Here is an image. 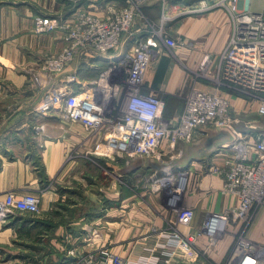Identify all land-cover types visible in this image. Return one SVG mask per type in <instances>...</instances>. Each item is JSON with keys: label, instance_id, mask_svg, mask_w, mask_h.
<instances>
[{"label": "crops", "instance_id": "0c3cea01", "mask_svg": "<svg viewBox=\"0 0 264 264\" xmlns=\"http://www.w3.org/2000/svg\"><path fill=\"white\" fill-rule=\"evenodd\" d=\"M176 1L165 8V13L176 16V20L187 16L183 13H191L184 27L186 40L175 47L161 43L155 49L144 87L146 92L159 93L164 100L162 116L170 124L179 121L184 109L183 101L174 102L175 96L192 85L215 88L199 81L192 84V73L181 63L195 68L204 54L220 53L233 26L228 12L214 2ZM182 2L183 11L171 14ZM40 5L44 10L33 0H0V198L8 191L33 192L40 196L41 210L14 213L7 222L0 223V264H21L19 258L25 257L21 247L39 250L36 228L39 232L55 230L58 238L51 247L54 251L61 248L62 235L72 231L71 246L78 252L105 247L133 261L155 264H164L165 259L170 264H227L235 237L242 232L258 249H264V205L249 225L244 221L229 223L217 238L202 228L210 212L239 201L237 194L224 191V178L218 170H223L227 160L233 158L235 151L228 145L238 138H245L252 145L264 130V122L251 119L233 128L201 126L191 140L179 141L173 149L164 141L161 160L139 155H101L103 129L65 119L62 104L46 113H40L35 106L50 87L73 89L74 82L83 87L94 81L101 69L123 53L132 52L135 38L122 37L115 49L98 57L76 59L54 77L40 73L41 82L36 83L33 75L40 72L39 56L58 53L65 45L60 32H34L35 15H55L49 12L56 7L54 3ZM86 6L98 15L104 13L102 6L88 2ZM189 7L192 9L187 10ZM143 10L160 17V0H149ZM143 27L141 23L136 25V37L143 33ZM168 53H177V57ZM69 75L74 76L71 83L67 82ZM229 113L232 114L231 109ZM232 116L238 123V113ZM4 155L15 156L9 159ZM21 155L37 165H27ZM168 175L173 176L175 184L185 175L181 205L195 213L187 225L177 221L175 212L167 206L166 189L158 185L159 179ZM42 213L61 221H41ZM173 231L193 234L194 242L188 249L174 246ZM7 244L10 249L4 248ZM52 257L51 263L66 264L63 251ZM68 258L75 264L74 256L68 254Z\"/></svg>", "mask_w": 264, "mask_h": 264}, {"label": "built area", "instance_id": "2783aa9c", "mask_svg": "<svg viewBox=\"0 0 264 264\" xmlns=\"http://www.w3.org/2000/svg\"><path fill=\"white\" fill-rule=\"evenodd\" d=\"M149 0H75L72 14L73 26L64 37V47L58 56L42 60L39 73L54 77L73 60L95 57L115 49L122 37H134L132 52L123 53L118 59L101 69L97 78L85 86L82 99L75 90L65 87L50 88L35 108L40 113L53 111L62 104L66 119L81 121L86 127L103 129L104 150L101 155L146 156L161 160L162 144L174 148L178 141H189L196 130L205 125L230 126L229 103L218 92L211 93L194 88L187 96L183 112L176 124L168 123L162 116L164 100L155 92L144 90L145 73L161 43L175 47L177 41L163 27L167 18L162 14L157 27L147 21L144 6ZM86 2L102 6L104 13L98 15L88 9ZM234 27L221 54L220 79L224 85L235 90L258 95L257 112L264 117V12H253L250 7L243 11L232 5ZM165 18V19H164ZM58 20V21H57ZM37 32H50L67 27L66 21L50 16H39L34 21ZM70 23V24H71ZM138 23L144 25L143 33L135 36ZM69 24V25H70ZM91 52V53H87ZM206 57V56H205ZM205 62V58L204 61ZM74 76H67V82ZM82 86V85H81ZM234 150L233 158L227 160L222 172L223 189L238 195V203L220 211L210 212L203 231L212 238L229 223L243 221L249 210L264 202V130L259 132L251 145L245 138H238L228 145ZM172 175L159 179L158 185L166 189L167 206L175 212L177 221L189 224L194 209L181 205L182 188L174 183ZM184 186V185H183ZM40 196L33 192L18 194L8 191L0 198V220L16 213H37ZM227 264H264V249L243 232L235 237ZM194 242L193 234L171 233V244L188 249ZM75 264H155L151 261H133L121 254L101 247L96 251L76 255ZM164 264H170L165 259Z\"/></svg>", "mask_w": 264, "mask_h": 264}, {"label": "rangeland", "instance_id": "374dc122", "mask_svg": "<svg viewBox=\"0 0 264 264\" xmlns=\"http://www.w3.org/2000/svg\"><path fill=\"white\" fill-rule=\"evenodd\" d=\"M33 1L36 5L40 6L41 10H44V7H42L40 4L45 5V4H49V3H52V4L54 3L56 5V7L54 9H51L52 11H49V12L54 13L55 15H44V14L40 15V14H38V15H35L34 21L39 16H50V17H53L56 19H63V21H66L67 27H64L62 29L57 28V29L52 30L50 32H60L62 34L63 39H64L67 30L73 26V22L71 23V18H72V14L75 11V8L77 6V4H75V0H33ZM188 2H189L188 0H184V3L187 4ZM204 2H206V4H208L210 2H214V4L217 7L224 8L228 12V14L231 18V22L233 25L232 30H233L234 23H235L234 19L238 18V13L234 14L231 10L232 5H236L237 10H240V11H243L246 7H250V9L253 12L254 11L255 12L256 11L257 12H264V0H205ZM176 3H177L176 0H171V1L170 0H160V4L162 6V13H161L160 17H156L154 14H152V15L146 14V18L150 24L157 27V25L160 24L162 14L164 13L165 18H167L165 20V22H161V23H163L164 30L170 34H173L172 37H174L176 39V41H177L176 45H178L179 42H184L186 40L187 29H184V27L187 25V23L189 21L188 15L190 16L191 13H189V12L183 13L182 15H187V16H184L182 18H178L179 20L178 19L176 20V18H177L176 16H171L170 14L167 15L165 13L166 12L165 8L167 7L169 9V7L172 4H176ZM184 3L183 2L180 3L179 6L177 8H175L170 13L173 14V13L178 12L179 9L185 8ZM188 9H192V7L187 8V10ZM182 11H183V9H182ZM42 12H44V11H42ZM192 15H194V14H192ZM33 30L37 34L49 33V32H42V33L37 32L35 30V23H33ZM172 30H174L175 32H171ZM176 30H177V32H176ZM231 34H232V31L230 33V36H231ZM64 42L69 45V42L65 41V39H64ZM227 42H226V44H227ZM225 47H226V45L224 46V48ZM223 49L220 52H222ZM58 54L59 53L41 54L38 58V66H37L38 70L40 69V65L42 64V60L45 57H47V56L56 57V56H58ZM168 54L175 55V56L177 55V53H168ZM221 54H223V53H206V54H204L202 60L199 62V64L195 68H193L194 66H190L189 64L187 65V63H184V62L181 63L189 72L192 73V84H194L196 81H199V82L205 83L208 86L215 87V88L214 89L213 88H204L201 86L200 87H198V86L194 87V85H192L190 88H187V90H185L181 94H178L177 96H175L174 102L180 103L183 101V103L185 105L186 98L190 94V92L194 88H200V89H203V90L211 92V93L218 92L219 94H221L223 97H225L227 99V101L229 103V109L232 110V114L229 113V116L231 117L230 126L232 128L238 124L239 125L240 124H247L248 120H251V119H256L258 121L264 122V117L259 115L257 112L258 104L260 102L258 95L254 96L251 93H247L245 91H240V90H235L234 87L223 84L222 80L220 79L221 75L219 74V67L221 64V60H220ZM153 55H152V57H153ZM205 56H207V60L203 63ZM73 61H75V60H73ZM36 74L37 73L35 72L33 76H35ZM34 82L40 83L41 78L39 80L34 79ZM74 83L76 84L77 82H74ZM75 84H73V86H72L73 90H75L76 93H83L84 94L86 91V89H85L86 87L85 86L81 87V85L77 86ZM77 84H79V83H77ZM145 86H146V82H145ZM50 88H53V87H50ZM49 89L47 91H49ZM46 92H44L43 97L45 96ZM157 94L159 95V93H157ZM37 105L35 106V108L37 107ZM237 106H238V111H237ZM236 113H238V120H239L238 123L234 122L235 119L232 116V115L235 116ZM230 126H228V127H230ZM12 156L14 157L15 155H12ZM12 156L4 155L3 157L11 159V158H13ZM18 156H20V155H18ZM21 159L24 163H26L27 165H30L32 167L37 165L34 162L32 163V161L29 162V161L25 160V156H23V155H21ZM223 168L224 169L227 168V164H225ZM220 170H222V168H220ZM36 171H38V174L41 175L40 173L42 172V170H39V168H38V170H36ZM263 205H264V202L263 203H257L255 205H253L251 207V209L249 210L250 215L247 216V218L243 221L249 225L255 216L254 215L255 212L257 210H260ZM40 211L41 210L39 208L38 212H40ZM16 213H18V212H16ZM12 215H10V216H12ZM42 215H41L42 218L41 217L39 218L41 221L46 220V221L51 222V223H56V222L61 221L60 218H58L57 216H54V215H47L46 216V214H44V213H42ZM10 216H8L5 220H0V223L7 222L10 219ZM34 231L38 232V235H39L38 237L40 238L39 246H37V247H39L38 248L39 250H33V249H27V248L21 247L20 251H22L25 255L24 258H19L21 264H46L48 262L50 264H53V263H51V262H53L52 255H55V254L59 255L60 252H62V251H63L62 259H64V260L66 259L65 263L66 264H73L74 261L68 258V254L71 255L72 257L74 256L76 259V255H81V254H86L88 252H92V251H88V250L78 252L75 250L74 247L71 246V241H72L71 239H72V237H74L72 231L64 233L62 235L63 240L61 241V243H62L61 248L59 250L57 249L55 251L53 249H51L53 242L55 240H57V238H58V235H56L54 229L53 230H44V231L41 230V232H39L40 230H38L36 228ZM224 231H226V228L222 229L216 237L220 236ZM238 234H240V233H238ZM243 236H246V234L243 233ZM18 240H20V239H18ZM21 240L23 241V239H21ZM15 243H20V242H13L11 244H15ZM45 244L50 245L49 248L42 249L41 246L45 245ZM235 244H236V242L234 241L232 244V248ZM12 246H14V245H12ZM4 248L10 249V244L5 245Z\"/></svg>", "mask_w": 264, "mask_h": 264}, {"label": "bare ground", "instance_id": "6f19581e", "mask_svg": "<svg viewBox=\"0 0 264 264\" xmlns=\"http://www.w3.org/2000/svg\"><path fill=\"white\" fill-rule=\"evenodd\" d=\"M207 60V56L205 57V61ZM204 61V60H203ZM204 63V62H203ZM203 90V89H202ZM205 91V90H203ZM84 97V94L83 93H77V98L80 100ZM179 182L181 184V188L184 187L183 185H185V175H181L180 178H179ZM178 182V183H179ZM183 189V188H182Z\"/></svg>", "mask_w": 264, "mask_h": 264}, {"label": "water", "instance_id": "95a60500", "mask_svg": "<svg viewBox=\"0 0 264 264\" xmlns=\"http://www.w3.org/2000/svg\"><path fill=\"white\" fill-rule=\"evenodd\" d=\"M188 1H193V0H188Z\"/></svg>", "mask_w": 264, "mask_h": 264}]
</instances>
